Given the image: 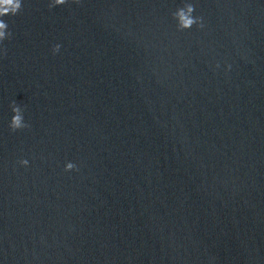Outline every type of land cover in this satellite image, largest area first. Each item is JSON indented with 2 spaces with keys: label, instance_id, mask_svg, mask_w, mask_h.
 I'll return each mask as SVG.
<instances>
[{
  "label": "water",
  "instance_id": "water-1",
  "mask_svg": "<svg viewBox=\"0 0 264 264\" xmlns=\"http://www.w3.org/2000/svg\"><path fill=\"white\" fill-rule=\"evenodd\" d=\"M49 3L3 18L0 264H264V0Z\"/></svg>",
  "mask_w": 264,
  "mask_h": 264
},
{
  "label": "clouds",
  "instance_id": "clouds-1",
  "mask_svg": "<svg viewBox=\"0 0 264 264\" xmlns=\"http://www.w3.org/2000/svg\"><path fill=\"white\" fill-rule=\"evenodd\" d=\"M76 3H79L80 0H75ZM67 3V0H50L49 8H53L58 5H64ZM23 9V0H0V46L3 45L5 40H10L12 38V32L9 30L8 23L3 19L5 16H16ZM195 5L192 3H185L183 7L178 8L172 15L177 22V30L185 31L191 29L194 25L197 27L203 28V17L194 16ZM60 50V45L57 44L53 47V53H58ZM4 54L6 55V49H3ZM13 115L11 117L9 128L12 132L18 130H23L30 128L31 125L25 121L24 110L16 102L13 101L10 105ZM19 163L22 166L27 167L29 161L26 159H21ZM78 170L77 165L73 162H67L64 167V171H73Z\"/></svg>",
  "mask_w": 264,
  "mask_h": 264
}]
</instances>
